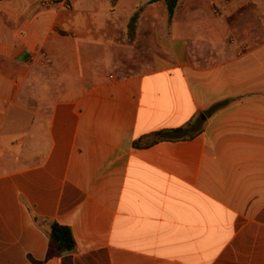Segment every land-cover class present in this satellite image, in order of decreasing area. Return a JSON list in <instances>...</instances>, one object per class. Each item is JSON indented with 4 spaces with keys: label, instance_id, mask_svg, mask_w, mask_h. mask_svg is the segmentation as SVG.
I'll return each mask as SVG.
<instances>
[{
    "label": "crops",
    "instance_id": "crops-1",
    "mask_svg": "<svg viewBox=\"0 0 264 264\" xmlns=\"http://www.w3.org/2000/svg\"><path fill=\"white\" fill-rule=\"evenodd\" d=\"M0 264H264V0H0Z\"/></svg>",
    "mask_w": 264,
    "mask_h": 264
},
{
    "label": "trees",
    "instance_id": "trees-1",
    "mask_svg": "<svg viewBox=\"0 0 264 264\" xmlns=\"http://www.w3.org/2000/svg\"><path fill=\"white\" fill-rule=\"evenodd\" d=\"M159 0H148V3H153ZM166 3L169 22L172 19L176 5L179 0H163ZM139 11H137L130 19L128 24L129 35L132 36L135 30V23L137 21ZM184 127H179L172 130H163L157 131L151 134L152 140L147 142L145 145L151 144L157 141L160 138H164L163 135L170 132H182ZM137 145V142H136ZM34 220L40 224L37 217H34ZM48 237V256H52L55 253H61L62 251L67 250L69 253L75 250V241L70 227L66 225H61L56 222L50 224L49 230L46 231Z\"/></svg>",
    "mask_w": 264,
    "mask_h": 264
},
{
    "label": "water",
    "instance_id": "water-1",
    "mask_svg": "<svg viewBox=\"0 0 264 264\" xmlns=\"http://www.w3.org/2000/svg\"><path fill=\"white\" fill-rule=\"evenodd\" d=\"M68 253L69 252L67 250L61 252L62 255H65V254H68Z\"/></svg>",
    "mask_w": 264,
    "mask_h": 264
}]
</instances>
